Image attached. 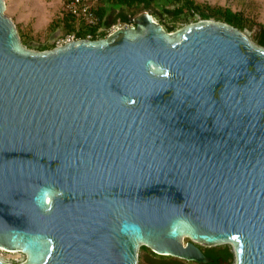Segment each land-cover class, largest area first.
I'll list each match as a JSON object with an SVG mask.
<instances>
[{
  "label": "water",
  "instance_id": "1",
  "mask_svg": "<svg viewBox=\"0 0 264 264\" xmlns=\"http://www.w3.org/2000/svg\"><path fill=\"white\" fill-rule=\"evenodd\" d=\"M224 244L264 264V47L144 10L33 50L0 0V247L21 264H138L141 246L208 264L199 245Z\"/></svg>",
  "mask_w": 264,
  "mask_h": 264
},
{
  "label": "trees",
  "instance_id": "2",
  "mask_svg": "<svg viewBox=\"0 0 264 264\" xmlns=\"http://www.w3.org/2000/svg\"><path fill=\"white\" fill-rule=\"evenodd\" d=\"M144 10H150L156 20L169 17L173 24H165L160 21L168 31H174L178 28L176 21L189 23L200 19L227 22L243 32L248 25V19L240 12H235L231 8L223 9L206 6L196 0H99L96 6V13L101 20L99 27L78 23L71 14H64L53 25L64 30V34L75 33L77 38H87L91 34L92 39H100L106 37L111 25H115L118 21L122 25H133L135 14ZM99 28H102V31H99ZM255 40L258 45L264 47V25L260 26L255 35ZM55 46L54 44L43 45L40 50L51 49ZM225 248V262H228L232 259L233 253L228 246H225ZM141 249L150 252V257L147 260L148 264H189V262L180 258L158 255L147 246H141Z\"/></svg>",
  "mask_w": 264,
  "mask_h": 264
},
{
  "label": "rangeland",
  "instance_id": "3",
  "mask_svg": "<svg viewBox=\"0 0 264 264\" xmlns=\"http://www.w3.org/2000/svg\"><path fill=\"white\" fill-rule=\"evenodd\" d=\"M98 1L95 3L96 6ZM196 1L206 6L223 9L231 8L235 12L242 13L248 19V25L244 33L257 44L255 35L260 26L264 25V0ZM67 2L68 0H6L7 13L16 22L20 36L23 38H21L23 43L26 47L33 50H40V47L43 45H57L58 41L66 35L64 34V30L55 27L53 24L66 14L65 5ZM139 13L135 14L134 18ZM157 21L173 24V21L169 17H164L162 20L157 19ZM121 24L118 21L115 25H111L108 30L109 33ZM176 24L180 28L188 23L176 21ZM222 246H228L233 253L232 259L223 264H236L237 258L233 245L224 244ZM149 257V250L140 248L138 264H148L147 260ZM0 259L12 264H21L26 262L27 255L20 251L10 252L0 248ZM187 262L194 264V261Z\"/></svg>",
  "mask_w": 264,
  "mask_h": 264
},
{
  "label": "built area",
  "instance_id": "4",
  "mask_svg": "<svg viewBox=\"0 0 264 264\" xmlns=\"http://www.w3.org/2000/svg\"><path fill=\"white\" fill-rule=\"evenodd\" d=\"M97 1L98 0H68V2L65 5L66 14L73 15L78 21V23H84L92 27H99L101 20H100V17L96 13L95 3ZM128 26L130 25L121 24L115 27V29H117L118 27H128ZM99 31H102V28H99ZM87 38L92 39V35L91 34L88 35ZM75 39H78L75 33H68L58 41L57 45H61V44H64L66 42H69Z\"/></svg>",
  "mask_w": 264,
  "mask_h": 264
},
{
  "label": "flooded vegetation",
  "instance_id": "5",
  "mask_svg": "<svg viewBox=\"0 0 264 264\" xmlns=\"http://www.w3.org/2000/svg\"><path fill=\"white\" fill-rule=\"evenodd\" d=\"M199 246L207 256L213 259V261H211L208 264H223L225 262V252H226L225 246L222 245H217V246L199 245Z\"/></svg>",
  "mask_w": 264,
  "mask_h": 264
},
{
  "label": "bare ground",
  "instance_id": "6",
  "mask_svg": "<svg viewBox=\"0 0 264 264\" xmlns=\"http://www.w3.org/2000/svg\"><path fill=\"white\" fill-rule=\"evenodd\" d=\"M1 249H4V250H6V251H10V252H15V251H18V250H7V249H5V248H3V247H0Z\"/></svg>",
  "mask_w": 264,
  "mask_h": 264
}]
</instances>
